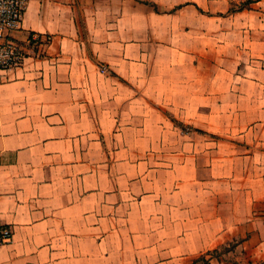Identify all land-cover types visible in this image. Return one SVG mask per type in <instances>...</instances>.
Here are the masks:
<instances>
[{
  "label": "crops",
  "instance_id": "obj_1",
  "mask_svg": "<svg viewBox=\"0 0 264 264\" xmlns=\"http://www.w3.org/2000/svg\"><path fill=\"white\" fill-rule=\"evenodd\" d=\"M244 1L26 0L6 36L23 62L0 68V264H261L264 103L262 134L209 128L239 123L219 79L264 95V56L239 60L241 39L264 53V9Z\"/></svg>",
  "mask_w": 264,
  "mask_h": 264
},
{
  "label": "rangeland",
  "instance_id": "obj_2",
  "mask_svg": "<svg viewBox=\"0 0 264 264\" xmlns=\"http://www.w3.org/2000/svg\"><path fill=\"white\" fill-rule=\"evenodd\" d=\"M249 2L252 3V0H245L241 4L233 5V7H231V8L247 7V6L251 5ZM252 6L258 7V8H255V10H256V12L254 14L255 20L263 22L262 16H260L258 12H260V11L263 12L262 9H264V0L254 4ZM240 21L241 22L248 21V19H247V17H241ZM254 34L257 35L258 33L255 32ZM226 41L231 42L230 39H227ZM231 48H232L231 45L223 47V49L221 50L222 54L224 55V54L230 53ZM239 48L241 50L240 59H239L241 62V66L247 65L248 60H257L258 59V60L263 61L264 53L262 51V49H263L262 45H259L256 43L248 44L246 42V40L241 39V46ZM208 59L211 60V54H208ZM213 72H214V69H209L208 70L209 76L211 74H213ZM211 77H209V79H208V85L212 84L215 81V80H212ZM217 83H219L220 86L222 84V87L228 86V85H240L241 86L242 91L240 92V96H238L236 98V101L234 102V106H235L234 109H237V110L231 111L232 109H230L229 111L225 112L226 115L233 113L234 114L233 117L234 118L237 117V119H239V123L235 124L233 126H220V127L219 126L218 127L212 126V127H209V128H211L210 131L218 133V134L222 135V137H227V135H229V136H234L237 139L240 138L239 135L253 136L255 134H262L263 133V126H262L263 119H262V116H259L257 114V111L259 109L263 108V103H264L263 93H256V94L252 93V92L248 93L246 89H247V86L249 85V83H248V79L244 78V77H241L240 79H234V81H232V78H230V77H228V78L224 77L223 79H219V81H217ZM222 96H223V100H224L225 105L227 102L231 101V98L227 97L229 95H222ZM225 117H227V116H225ZM181 128L184 131L187 130V126H182ZM207 137H210V134H208ZM261 146H262V144H257V147H261ZM256 160L262 161V158H259L257 156ZM257 210L262 212L263 207L257 206ZM257 225H260V223L257 222ZM235 241L230 242L228 245H224V247H222L220 249V251L226 252V251L232 249L237 244ZM257 241H258L257 238H253L251 242L244 243V244L242 243L241 246L247 244V247H248ZM262 244L264 245V243H262ZM212 256H214V252L208 253L207 255H200L196 258H192L189 260V262H191V264H211L210 259ZM230 256L235 259L234 261L237 264H246L247 254L235 253V254H232ZM236 257H238V258H236ZM261 264H264V260H261Z\"/></svg>",
  "mask_w": 264,
  "mask_h": 264
},
{
  "label": "built area",
  "instance_id": "obj_3",
  "mask_svg": "<svg viewBox=\"0 0 264 264\" xmlns=\"http://www.w3.org/2000/svg\"><path fill=\"white\" fill-rule=\"evenodd\" d=\"M26 0H0V68H14L23 62L24 50L16 42L6 36L20 28L23 20ZM39 38L31 33L29 42ZM13 230L10 225L0 220V245L11 241Z\"/></svg>",
  "mask_w": 264,
  "mask_h": 264
}]
</instances>
